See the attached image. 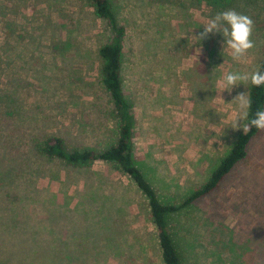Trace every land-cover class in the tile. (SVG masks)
<instances>
[{
    "label": "rangeland",
    "instance_id": "374dc122",
    "mask_svg": "<svg viewBox=\"0 0 264 264\" xmlns=\"http://www.w3.org/2000/svg\"><path fill=\"white\" fill-rule=\"evenodd\" d=\"M108 1L123 29L132 161L162 204L177 205L242 131L232 100L250 82L223 93L218 83L258 70L264 0ZM230 9L254 21L255 47L241 61L222 33L192 37ZM110 38L89 0H0V264H162L146 200L115 165L73 167L37 150L50 137L66 151L114 145L97 54ZM167 227L180 264H264V130Z\"/></svg>",
    "mask_w": 264,
    "mask_h": 264
},
{
    "label": "trees",
    "instance_id": "16d2710c",
    "mask_svg": "<svg viewBox=\"0 0 264 264\" xmlns=\"http://www.w3.org/2000/svg\"><path fill=\"white\" fill-rule=\"evenodd\" d=\"M89 1L92 5L94 15L104 20L111 32L109 42L100 46L97 50V54L101 61V84L108 93L113 108V116L116 121V141L114 145L101 151H66L60 138L50 137L39 144L37 150L48 158L59 159L65 164L73 167H88L94 161L115 165V167L133 183L135 188L146 200L162 264H180L177 249L168 232L167 218L169 215L191 205L195 200L214 190L231 168L245 156V147L247 143L259 129L252 127L245 133L242 129L228 152L219 161L202 185L191 191L177 205L162 204L157 199L154 190L145 180L140 170L134 165L131 158V130L133 120L129 105L123 97L119 78L123 29L116 25L108 0ZM258 70L264 71V59L259 63ZM247 94L252 101L251 114H254L257 108L264 109V86L255 87L250 83ZM245 123H247V121H245Z\"/></svg>",
    "mask_w": 264,
    "mask_h": 264
},
{
    "label": "clouds",
    "instance_id": "9594fccd",
    "mask_svg": "<svg viewBox=\"0 0 264 264\" xmlns=\"http://www.w3.org/2000/svg\"><path fill=\"white\" fill-rule=\"evenodd\" d=\"M253 28L254 21L251 17L230 9L210 18L204 25V31L192 37L200 42L214 32L222 33L228 49L231 50L232 59L241 61L255 47V42L252 40ZM249 82L255 87L264 86V71L256 70L250 73L230 71L219 81L217 93H223L226 90L231 92L234 87L240 84L246 85ZM232 101L237 105V115L232 128H242L244 133L252 127L264 130V109L257 108L255 113L251 114L252 101L247 92L237 94Z\"/></svg>",
    "mask_w": 264,
    "mask_h": 264
}]
</instances>
